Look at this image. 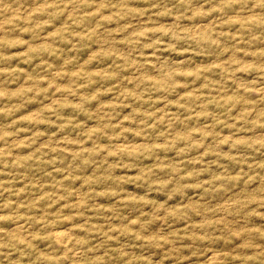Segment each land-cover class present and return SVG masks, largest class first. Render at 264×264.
<instances>
[{"label": "clouds", "instance_id": "9594fccd", "mask_svg": "<svg viewBox=\"0 0 264 264\" xmlns=\"http://www.w3.org/2000/svg\"><path fill=\"white\" fill-rule=\"evenodd\" d=\"M16 4L0 0V264H152V249L174 254L173 264H208L213 257L222 264H264V0ZM64 42L88 51L72 67L62 60L56 72L63 75L58 77L47 71L48 57L71 59ZM226 47L228 52L219 56ZM93 53H98L95 70L101 75L90 81L85 70L73 77ZM28 60H39L42 67L24 83L17 74L29 72L22 67ZM212 63L220 68L200 72L198 82L195 75L186 76ZM249 63L260 80L252 94L240 87L245 77L238 75ZM41 81L68 91L52 95L51 111L29 121L25 117L41 105L25 106L40 99ZM21 87L31 91L19 94ZM109 87L111 95L101 99L98 93ZM229 95L235 99L225 104L222 97ZM56 100L75 107L66 112ZM101 104L113 106L97 112ZM199 113L206 117L197 121ZM87 114L94 122L77 129ZM161 115L163 125L156 123ZM37 119L65 130L49 143L48 135L40 133L56 129L38 127ZM93 127L98 131L88 137ZM162 131L167 134L159 137ZM166 141H175V150L165 157L153 146ZM178 151L184 155L176 157ZM130 172L133 187L125 183ZM45 183L50 185L47 195L57 201L63 197V207L83 217L87 246L77 244L78 233H69L71 246L65 236L56 247L55 233L68 232L72 225L53 227L58 220L42 214L44 204L35 210ZM196 184L223 195L211 204L205 199L200 207H189L193 194L186 190ZM170 195L167 207L155 213L157 219L167 225L180 219L184 224L177 227H183L198 213L199 227L175 235L160 224L142 228L151 222L145 213H153ZM237 196L239 204L215 211L217 204ZM184 238L192 243L184 244Z\"/></svg>", "mask_w": 264, "mask_h": 264}, {"label": "rangeland", "instance_id": "374dc122", "mask_svg": "<svg viewBox=\"0 0 264 264\" xmlns=\"http://www.w3.org/2000/svg\"><path fill=\"white\" fill-rule=\"evenodd\" d=\"M32 3V0H17V4L15 6L18 7L19 4H23L25 8H27L30 4ZM20 11H23V9H20ZM59 31V30H58ZM58 31L57 32H53L51 33V37L55 38L58 35ZM81 39H83V37H81ZM89 46L90 47H96V45L91 44V42L89 41ZM264 46V45H262ZM243 47V46H241ZM64 51L66 52V54H68L71 59H64V57L61 56H49L48 57V69L47 71L52 72L53 74H55L58 77H62V73H57L56 69L58 66L60 65V62L63 60V64L65 66L68 67H72L74 66V64L79 61L81 59V57L85 56L87 54L88 51V47H83L80 48L78 51L74 50L72 46L68 45L67 42H64ZM228 52V48L226 47L224 49L223 52L219 53V56L223 57L225 55V53ZM105 59H107V56L105 54ZM201 59H207V57H201ZM247 59L251 60L252 57H247ZM98 61V53H93L90 57H88V59L81 65V68L78 71H73L71 73V75L73 77H78L80 75H84L85 74V70H88L87 75L89 77V80L91 81V79L93 77H96L98 75H101V73L98 70H95V66L97 64ZM22 67L24 68H28L29 72L25 73L23 71L19 72L17 74V79L23 78L24 79V83H28L31 81L33 75L35 73H37L42 65L39 62V60L33 61V60H28L26 63H24L22 65ZM219 69L220 65L217 63H212V64H207V65H200L197 70L196 73L193 72H188L186 73V76L188 77H192V76H196V81L194 82H198L199 81V73L200 72H210L212 71V69ZM253 68V65L251 63L246 64L245 67L242 69V71L240 73H238V75L245 77V79L241 80L239 82L240 87L242 88H246L249 90V94H252L250 89L252 86H256L259 84L260 80L259 77L257 75L256 71H252L251 69ZM106 80H110L111 77H105ZM41 83L43 84V88L42 90H38L37 95L40 97L39 100H35V101H29L28 105L25 106V108L27 107H32L35 105H41V107L36 111V112H32L30 113L28 116L25 117V119L31 121L33 118H38L40 116L41 112L44 111H51V108L48 106L50 97L52 95H56L59 96L61 93H64L66 91H68L67 87H54L52 84H47L44 83V81H41ZM13 87H15V82H13ZM93 87H96L95 84L92 85ZM183 87H187L186 85ZM202 87H206L205 85H202ZM24 91H31V89H25L24 87H21L20 89V93L22 94ZM112 93V89L111 87L107 88L104 91H101L98 93V95L100 96L101 99H107ZM192 93L189 92L188 96H191ZM181 99H183V97H181ZM223 102L225 104L230 103L233 99H235V97L233 95H229L227 98H223ZM92 103L96 102V95H94L91 99ZM53 103L59 104L66 112H70L72 110L73 106H70L67 102L61 103L59 100L53 101ZM113 105L111 104H101L99 105V107L97 108V112H99L101 109H106L109 108ZM237 107H239V104L237 103ZM24 110V109H22ZM235 111V109L233 110ZM147 116V114H145ZM206 117L205 113H199L196 117V120L199 121L201 119H204ZM149 119H151V117H148ZM128 117H125V122L128 121ZM237 122L239 121V117H236ZM165 121V117L163 115L160 116V119L158 121H156L157 124L163 125ZM72 120L71 118H69V124H71ZM94 122L92 115L91 114H87V121L85 122L83 120V117H81V123L77 124V129L82 128L85 126V123H91ZM37 126L42 128V129H56L55 131H52L50 134L46 133V132H41L40 135L44 136V135H48L49 138V143H51V141L53 139H55L56 136H58L61 132H63L65 129L64 128H59L57 129L56 124L54 123H49L47 120H43V119H37ZM173 127L172 123H168L167 128L171 129ZM152 130H155V128L153 127ZM98 129L97 128H90L87 136L91 137L95 132H97ZM225 131H227V129H225ZM195 132V129H194ZM166 131H162L159 133V137H164L166 135ZM138 135V134H137ZM177 139H179V137H177ZM227 141H225L226 143ZM91 143V140H88L85 144V147L87 148V145ZM169 143H172L173 147H169ZM140 147H143V145H141ZM153 147L157 148L160 152L165 154V157L167 156L168 153H171L175 150V141H166L162 144L159 145H154ZM43 149H47L48 148V144H44L42 145ZM25 150L26 149H22ZM103 150V149H101ZM133 150H136L135 147ZM148 149L145 148V151H147ZM53 151H55V149H53ZM93 151H94V147H93ZM78 154V153H77ZM65 156H71L72 153L65 151L64 152ZM114 155L113 153H109V156ZM176 157H180L182 155H184L183 151H178L175 153ZM259 155V153L257 154ZM204 157H208V153H204ZM210 158V157H209ZM26 159H30V157H26ZM193 164H195L197 167H199V163L198 161H193ZM85 164H87V161H85ZM77 171H79V169H77ZM56 175H61V173L59 172V170L57 171ZM133 173H129L128 178L125 179V183L128 184L129 187H133L134 186V182L132 181L131 177H132ZM47 175L45 176V179L47 180ZM136 179H139V177H136ZM79 180V177L76 178V180L73 181V183H76ZM90 182V181H88ZM50 190V185L45 183V185L43 186L42 189H40L42 196L41 198L38 200L37 202V207L35 208L36 211H40L38 205L40 204H44L45 208H44V212L42 214H47L49 215L51 218L58 220V224L54 225L53 227H63L64 225L67 224H71L72 227L68 230V232H56L55 233V240L57 241L56 243V247H60L61 245L59 244V241L64 238L65 236H68V246L70 247L72 244V236L69 235V233H78L79 237L77 239V244L78 245H84L87 246V241L84 240L82 237L87 235L88 233L85 230V226L83 223H81L83 217L81 216H77L75 215L71 208L68 207H63V205L65 203H67V201H65V199L63 197H61L58 201L57 200H53L52 197L50 195H47V193ZM187 192H191L193 195L189 200L188 206L192 207V204L195 203L196 207H200V201H203L205 199H208L209 204H211L214 200L220 199L223 195L222 192H216V193H207L205 191L202 190L201 185L200 184H196V185H192L190 186L187 190ZM23 190H21V195H23ZM69 195H71V193H69ZM154 196H163V193H154ZM173 199V196H169L167 201H165L164 203H160L153 211V213L148 214L145 213V215H151V222L148 224H144L141 225L142 228H152L154 227L156 224H160L163 227H167L170 231H172L173 235H175L177 232L183 233L185 231L188 230V228H192L195 229L197 227H199V225H197L195 223V219L198 218L199 214H195L193 216V218L189 221L188 224L184 225L183 227H177V225H181L184 224V221L177 219L176 224L175 225H167L164 224L163 221L158 220L155 213L160 212L161 210L165 209L168 205V203ZM185 199L184 196H181V201H183ZM48 201H51L50 203ZM240 202V198L239 196L234 197L231 200H227L225 201L223 204H217L216 205V209L215 211L219 212L222 210H228L232 207H234L236 204H239ZM153 203H155V201H153ZM179 205H177V209H179ZM206 211H212L211 209H208L207 205H204ZM169 216H175V212L172 211L171 209H168V213ZM127 218V217H125ZM101 219V222H103V218H99ZM253 219H262L260 217H257L255 215H253ZM39 223V221H38ZM116 223L118 224L119 221H116ZM135 223V221H134ZM48 237L46 236L44 238V241L47 242ZM123 239V237H122ZM183 243L184 244H191L192 240L191 239H187L184 238L183 239ZM188 249H184V251H187ZM152 264H156V261L159 260L160 264H173L174 260H175V255L172 253H167L165 250H161V249H152ZM51 264H59V262L57 261H52ZM184 264H188V261L185 260ZM208 264H222V261H220L218 259V257H213V259L211 261L208 262Z\"/></svg>", "mask_w": 264, "mask_h": 264}]
</instances>
